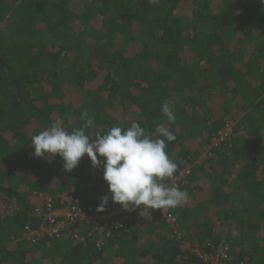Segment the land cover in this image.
Masks as SVG:
<instances>
[{
    "label": "trees",
    "instance_id": "trees-1",
    "mask_svg": "<svg viewBox=\"0 0 264 264\" xmlns=\"http://www.w3.org/2000/svg\"><path fill=\"white\" fill-rule=\"evenodd\" d=\"M85 110L92 139L134 121L154 137L157 125L168 127L176 174L190 167L181 189L198 195L179 209L178 233L209 251L226 248L231 264H264L262 0H0V264H205L153 221L111 229L101 248L89 229L34 244L23 237L48 195L94 212L110 195L87 155L71 172L58 156H34L32 135L56 119L80 128ZM227 121L230 147L197 162ZM224 229L236 231L237 246Z\"/></svg>",
    "mask_w": 264,
    "mask_h": 264
},
{
    "label": "clouds",
    "instance_id": "clouds-1",
    "mask_svg": "<svg viewBox=\"0 0 264 264\" xmlns=\"http://www.w3.org/2000/svg\"><path fill=\"white\" fill-rule=\"evenodd\" d=\"M161 112L170 124L175 122L176 113L169 101L161 105ZM80 118L84 121L80 128L69 132L63 121L56 119L32 135L31 140L35 157L51 162L58 156L66 172L74 170L85 155L93 168H102L110 195L100 198L97 212L106 211L111 199L122 210L137 212L141 218L151 221L150 210L159 209L164 213L188 202L190 196L186 190L164 183L174 178L178 170L177 163L166 152L168 144L176 140L168 127L157 125L154 137L134 121L127 128L112 126L105 134L92 139L86 130L95 126L94 118L87 110Z\"/></svg>",
    "mask_w": 264,
    "mask_h": 264
},
{
    "label": "built area",
    "instance_id": "built-area-1",
    "mask_svg": "<svg viewBox=\"0 0 264 264\" xmlns=\"http://www.w3.org/2000/svg\"><path fill=\"white\" fill-rule=\"evenodd\" d=\"M233 123L227 121L219 128L210 138L208 143L201 148L200 157L197 162L209 159L214 155V150L223 146L230 147ZM190 174V167L179 171L174 178L164 182L166 186H179L182 188L186 185V177ZM41 197V196H40ZM55 202V199L45 197L43 207L34 209V216L40 218V223L37 228H26L24 238L30 244L47 237L49 239H60L61 231L66 232L69 236H77V233L82 229H89L91 234L100 236L96 242V247L101 248L104 240L111 235V229L120 230L125 228L129 221L133 220L138 224L148 220L141 218L137 212H126L122 210L119 204L110 203L107 205L106 212H94L91 206L81 207L76 199L67 196L65 193L60 195ZM182 207L162 210H150L152 212V220L154 224L165 227L166 232H172L176 235V239L180 240V245L183 251H189L198 260L205 264H231V259L225 253V249H221L218 253L209 251L206 247H201L198 244H191L183 238V234L178 233V211ZM239 264H244L240 262Z\"/></svg>",
    "mask_w": 264,
    "mask_h": 264
},
{
    "label": "rangeland",
    "instance_id": "rangeland-1",
    "mask_svg": "<svg viewBox=\"0 0 264 264\" xmlns=\"http://www.w3.org/2000/svg\"><path fill=\"white\" fill-rule=\"evenodd\" d=\"M35 194H38V193H36V192H33V193H32V195H35ZM62 194H63V193H62ZM194 194H195V193H194ZM40 195H42V194H40ZM42 196H44V195H42ZM53 196H54V195H53ZM53 196H52V195H48L47 197L53 198ZM57 197H59V195H57ZM33 199H34V197L31 196V197H30V202H31L32 205H35V202H37V201H36V199H35V200H33ZM194 200H198V195L195 194V196L193 197V200H191V199L188 200V203H187V204L191 207V205H193L192 203H194ZM191 202H192V203H191ZM187 204H186V205H187ZM37 206H38V205H36L34 209H36ZM0 210H2V212H3V208H2L1 202H0ZM254 220H255V216H251V217L248 216V218H246V221H248V222H249V221L254 222ZM140 225H142L144 228H145V227H148L147 223H144V224H141V223H140ZM224 232H225L226 236H229V237H230L231 243H235V245L237 246L238 244H237L236 242H237V237H238V235L236 234V231H235L234 229H232V230H230V231H229L228 229H224ZM244 246H245V244H242L241 247L238 248V249L241 250V249L244 248Z\"/></svg>",
    "mask_w": 264,
    "mask_h": 264
}]
</instances>
